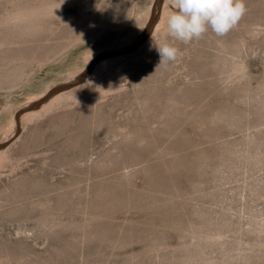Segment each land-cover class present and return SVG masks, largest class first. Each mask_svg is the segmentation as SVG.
Segmentation results:
<instances>
[{
	"label": "rangeland",
	"instance_id": "374dc122",
	"mask_svg": "<svg viewBox=\"0 0 264 264\" xmlns=\"http://www.w3.org/2000/svg\"><path fill=\"white\" fill-rule=\"evenodd\" d=\"M27 2L64 4L0 28V264H264V0L189 44L171 0Z\"/></svg>",
	"mask_w": 264,
	"mask_h": 264
},
{
	"label": "clouds",
	"instance_id": "9594fccd",
	"mask_svg": "<svg viewBox=\"0 0 264 264\" xmlns=\"http://www.w3.org/2000/svg\"><path fill=\"white\" fill-rule=\"evenodd\" d=\"M173 9L166 18V33L171 41L189 44L209 30L224 36L235 28L246 14L245 0H171ZM155 49L160 57L158 67L174 62L180 49L162 39ZM157 67V68H158Z\"/></svg>",
	"mask_w": 264,
	"mask_h": 264
},
{
	"label": "bare ground",
	"instance_id": "6f19581e",
	"mask_svg": "<svg viewBox=\"0 0 264 264\" xmlns=\"http://www.w3.org/2000/svg\"><path fill=\"white\" fill-rule=\"evenodd\" d=\"M21 1V0H20ZM28 1V0H27ZM45 1V0H44ZM48 1V0H47ZM73 1V0H72ZM31 2V1H30ZM27 2L23 5H17L9 11L6 12L4 16L0 18V28L11 32L13 34L17 35H27L28 33H32L38 26H40L39 22L41 18H45L50 14H53L56 12L58 13L57 10L61 8L62 2L55 3V2H42L38 4H33ZM36 2V1H35ZM68 2V1H67ZM66 2V3H67ZM65 3V4H66ZM69 3V2H68ZM18 4V3H17ZM62 4V5H61ZM13 5V4H12ZM66 6V5H65ZM63 7V6H62ZM7 8V7H6ZM61 12V10H60ZM3 15V14H2ZM42 29V28H41ZM35 33V32H34ZM10 36V35H9ZM21 37V36H20ZM69 37V36H68ZM89 36H85L84 38L87 39ZM22 38V37H21ZM20 38V39H21ZM27 38V37H26ZM77 39V38H76ZM71 41L68 45L65 47L61 48L60 51L53 56V59L51 60H46L45 62H42L41 65L37 68L36 72H39L43 67L46 66H51L52 64H55L61 55L68 49L72 48L75 46V44L78 42L76 41ZM12 40V39H11ZM16 41V40H15ZM79 43V42H78ZM17 46V45H16ZM39 64V63H38ZM21 73V72H20ZM33 73V75L35 74ZM11 75V74H10ZM19 75V74H18ZM23 75V74H22ZM6 76V75H5ZM28 76V75H27ZM19 77V76H18ZM17 77V78H18ZM21 77V76H20ZM24 77V76H23ZM8 78V77H7ZM22 78V77H21ZM20 78V79H21ZM9 79V78H8ZM19 79V78H18ZM33 79V76H30L27 78V81H31ZM17 80V79H16ZM13 87V86H12ZM9 91V90H8ZM57 101V100H56ZM55 101L51 100L45 104L46 107H49L51 104H53ZM44 106V107H45ZM45 107V108H46Z\"/></svg>",
	"mask_w": 264,
	"mask_h": 264
},
{
	"label": "crops",
	"instance_id": "0c3cea01",
	"mask_svg": "<svg viewBox=\"0 0 264 264\" xmlns=\"http://www.w3.org/2000/svg\"><path fill=\"white\" fill-rule=\"evenodd\" d=\"M43 108V107H42ZM34 112V111H33Z\"/></svg>",
	"mask_w": 264,
	"mask_h": 264
}]
</instances>
